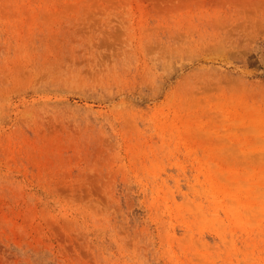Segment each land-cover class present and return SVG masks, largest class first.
Here are the masks:
<instances>
[{
  "label": "rangeland",
  "instance_id": "1",
  "mask_svg": "<svg viewBox=\"0 0 264 264\" xmlns=\"http://www.w3.org/2000/svg\"><path fill=\"white\" fill-rule=\"evenodd\" d=\"M0 264H264V0H0Z\"/></svg>",
  "mask_w": 264,
  "mask_h": 264
}]
</instances>
